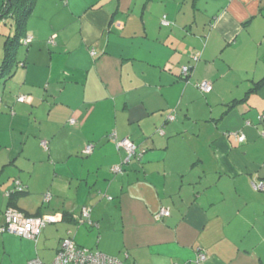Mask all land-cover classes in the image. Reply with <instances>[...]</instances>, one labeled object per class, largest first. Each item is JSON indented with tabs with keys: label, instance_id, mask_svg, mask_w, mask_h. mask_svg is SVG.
<instances>
[{
	"label": "crops",
	"instance_id": "crops-1",
	"mask_svg": "<svg viewBox=\"0 0 264 264\" xmlns=\"http://www.w3.org/2000/svg\"><path fill=\"white\" fill-rule=\"evenodd\" d=\"M256 34L264 42V0H36L32 41L0 81V130L32 139L15 155L0 141V227L8 207L61 217L37 241L0 232V264H50L70 235L127 264H197L198 252L202 264H264ZM123 140L139 158L128 161ZM13 180L27 191L10 201ZM162 208L171 215L159 220Z\"/></svg>",
	"mask_w": 264,
	"mask_h": 264
},
{
	"label": "built area",
	"instance_id": "built-area-1",
	"mask_svg": "<svg viewBox=\"0 0 264 264\" xmlns=\"http://www.w3.org/2000/svg\"><path fill=\"white\" fill-rule=\"evenodd\" d=\"M164 25H168L166 21H163ZM32 41V37H27L23 40V44L27 45ZM183 78H190V68L188 66L183 67ZM198 88L204 93H211L213 91V83L211 81L205 80L198 84ZM19 102L28 101V97L22 96L18 98ZM2 105V99L0 98V108ZM171 121L174 120L173 116L169 118ZM259 121L264 125V112L259 116ZM71 123L74 124L75 120L72 119ZM163 134V131H160ZM264 135V132H263ZM116 134L111 135V138H115ZM240 142L245 140V135L241 134L238 136ZM43 145H46V142H43ZM117 148H121L127 151L128 161L137 156L138 152L136 146L130 140H123L118 142ZM93 151V145H89L85 153L90 154ZM140 155H138V158ZM113 172L121 173L122 169L120 166L114 167ZM16 186L19 189L21 184L19 181L16 182ZM256 188H263L264 186H256ZM45 200L49 201L50 196H47ZM91 210L88 208H83V215L89 216ZM6 218V223L4 226L0 227V232H9L15 235H18L22 238L29 240L37 241L40 237L43 230L51 225L55 224L60 220L61 215L58 214H49L44 216H30L20 212L18 209L13 207H8L4 213ZM171 215V212L167 208H162L156 215L157 219H162ZM207 260V256L204 253L198 252L196 262L197 264H202ZM29 264H47L43 262L40 258H34L30 260ZM50 264H127L124 261H121L117 258H112L107 255H104L98 251L90 250L84 247H80L76 244L74 239L71 237H66L62 240L58 254L55 260Z\"/></svg>",
	"mask_w": 264,
	"mask_h": 264
},
{
	"label": "trees",
	"instance_id": "trees-1",
	"mask_svg": "<svg viewBox=\"0 0 264 264\" xmlns=\"http://www.w3.org/2000/svg\"><path fill=\"white\" fill-rule=\"evenodd\" d=\"M36 0H11L7 1L3 10H0V18H11L14 20L16 28L13 36H10L6 41V54L2 65L0 67V81L6 74L13 72L15 65L18 61L19 49L21 46V40L26 32L27 18L31 14ZM189 81V79H185ZM25 186L15 185V187L7 193L10 201L14 200L19 195L26 193Z\"/></svg>",
	"mask_w": 264,
	"mask_h": 264
},
{
	"label": "rangeland",
	"instance_id": "rangeland-1",
	"mask_svg": "<svg viewBox=\"0 0 264 264\" xmlns=\"http://www.w3.org/2000/svg\"><path fill=\"white\" fill-rule=\"evenodd\" d=\"M2 1V2H1ZM2 3H4V0H0V8L2 7L1 5H2ZM9 19H11V18H9ZM8 19V20H9ZM2 20V19H1ZM13 23L14 22V20L13 19H11V20H9V23ZM2 25H4V23H2ZM8 27H10V25L8 24ZM16 28V25H15V22H14V29ZM7 29H9V28H7ZM255 37L253 38V40H255V43H257L259 46H261V47H263L264 48V42H261V40H262V37L259 35V34H256V35H254ZM24 37H26L25 35H24ZM22 40H24V38H22ZM21 47V46H20ZM262 54H264V52H262ZM27 132H25V134L24 135H22L21 137H19L18 135H17V132H15V131H13L12 132V134H9V131H7V132H4V130H0V137H2V140H0L1 141V143L2 144H7V145H9V147L11 148V150L12 149H14V151H13V155H15L16 153H19V150H20V148L22 147V143L20 142V141H23V143H28V141H31L32 139H31V137L30 136H28V134H26ZM19 134V133H18ZM13 146H12V145ZM29 144H30V142H29ZM20 147V148H17L18 146ZM23 146H24V144H23ZM12 147H14V148H12ZM22 150V149H21ZM25 154H28V153H25ZM14 157V156H13ZM13 160H14V158H13ZM10 168H11V166H9ZM41 168V167H40ZM16 182L17 181H15V180H13L12 181V184H11V190L15 187V185H16ZM47 186V181H46V179L45 178H43L40 182H38V185H37V188H38V191H42V188H44V187H46ZM47 192H45L44 194H46ZM37 196V195H36ZM36 196H35V198H36ZM40 197L42 196V195H39ZM40 201H41V205H44V206H50L49 205V203H46V202H44L45 200H44V196H43V201H42V199H39ZM43 202V203H42ZM5 216V215H4ZM4 223H6V218L4 217ZM4 234H12V233H9V232H7V233H4ZM34 259V258H33Z\"/></svg>",
	"mask_w": 264,
	"mask_h": 264
},
{
	"label": "clouds",
	"instance_id": "clouds-1",
	"mask_svg": "<svg viewBox=\"0 0 264 264\" xmlns=\"http://www.w3.org/2000/svg\"><path fill=\"white\" fill-rule=\"evenodd\" d=\"M22 43H23V41H22ZM1 98V97H0ZM31 216V215H30ZM52 225V224H51Z\"/></svg>",
	"mask_w": 264,
	"mask_h": 264
},
{
	"label": "water",
	"instance_id": "water-1",
	"mask_svg": "<svg viewBox=\"0 0 264 264\" xmlns=\"http://www.w3.org/2000/svg\"><path fill=\"white\" fill-rule=\"evenodd\" d=\"M8 1H11V0H8Z\"/></svg>",
	"mask_w": 264,
	"mask_h": 264
}]
</instances>
